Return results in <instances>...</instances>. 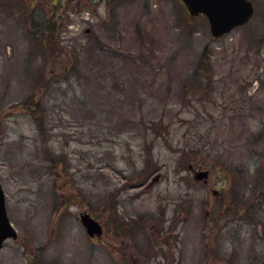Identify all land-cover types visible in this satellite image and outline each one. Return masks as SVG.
I'll use <instances>...</instances> for the list:
<instances>
[{
	"label": "rangeland",
	"instance_id": "obj_1",
	"mask_svg": "<svg viewBox=\"0 0 264 264\" xmlns=\"http://www.w3.org/2000/svg\"><path fill=\"white\" fill-rule=\"evenodd\" d=\"M252 2L214 38L182 0H0V181L18 232L0 264H264Z\"/></svg>",
	"mask_w": 264,
	"mask_h": 264
},
{
	"label": "water",
	"instance_id": "obj_2",
	"mask_svg": "<svg viewBox=\"0 0 264 264\" xmlns=\"http://www.w3.org/2000/svg\"><path fill=\"white\" fill-rule=\"evenodd\" d=\"M183 2L192 16L204 14L208 18L211 34L216 38L244 25L254 13L251 0H183ZM208 175L207 170H200L196 173V178L202 180ZM81 221L90 236L102 234V225L90 214H81ZM17 236L8 216L5 193L0 182V249L7 238H17Z\"/></svg>",
	"mask_w": 264,
	"mask_h": 264
},
{
	"label": "trees",
	"instance_id": "obj_3",
	"mask_svg": "<svg viewBox=\"0 0 264 264\" xmlns=\"http://www.w3.org/2000/svg\"><path fill=\"white\" fill-rule=\"evenodd\" d=\"M25 107L28 108L37 125H38V129L40 132H43L44 131V128L43 126L45 125V119L43 117V112L45 111V108L43 106V104L40 102V101H37L35 99V97H30L27 99L26 103H25Z\"/></svg>",
	"mask_w": 264,
	"mask_h": 264
},
{
	"label": "flooded vegetation",
	"instance_id": "obj_4",
	"mask_svg": "<svg viewBox=\"0 0 264 264\" xmlns=\"http://www.w3.org/2000/svg\"><path fill=\"white\" fill-rule=\"evenodd\" d=\"M23 14H24L23 16H26V19L29 18V23L34 19L33 17L30 16V14L27 15V12ZM215 193H217V191Z\"/></svg>",
	"mask_w": 264,
	"mask_h": 264
}]
</instances>
